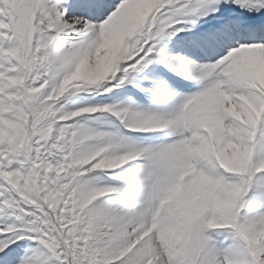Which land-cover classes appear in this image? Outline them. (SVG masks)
Wrapping results in <instances>:
<instances>
[{
    "label": "snow or ice",
    "instance_id": "obj_1",
    "mask_svg": "<svg viewBox=\"0 0 264 264\" xmlns=\"http://www.w3.org/2000/svg\"><path fill=\"white\" fill-rule=\"evenodd\" d=\"M0 264H264V0H0Z\"/></svg>",
    "mask_w": 264,
    "mask_h": 264
}]
</instances>
